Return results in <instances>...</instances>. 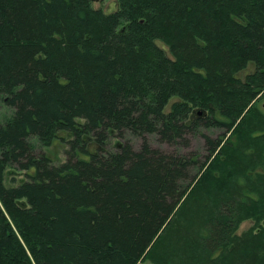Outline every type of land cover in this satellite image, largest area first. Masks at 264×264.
<instances>
[{
  "label": "trees",
  "instance_id": "obj_1",
  "mask_svg": "<svg viewBox=\"0 0 264 264\" xmlns=\"http://www.w3.org/2000/svg\"><path fill=\"white\" fill-rule=\"evenodd\" d=\"M117 1L0 0V264H264V0Z\"/></svg>",
  "mask_w": 264,
  "mask_h": 264
},
{
  "label": "rangeland",
  "instance_id": "obj_2",
  "mask_svg": "<svg viewBox=\"0 0 264 264\" xmlns=\"http://www.w3.org/2000/svg\"><path fill=\"white\" fill-rule=\"evenodd\" d=\"M92 6L94 8H101L105 12H113L118 7L117 0H97L92 1ZM159 45L162 46L165 50L168 51L167 47L164 45L162 41H158ZM254 66L250 65L247 67L243 73L253 71ZM179 99L177 96H173L168 103L166 110H170L171 105L174 101ZM262 110H264V94H260V97L257 101ZM7 108L0 106V120L3 119L5 113H7ZM205 133L211 135L212 138L217 139L218 137H223L222 134L225 132V129L218 127H211L203 129ZM229 135V134H228ZM70 137V134L67 132H59L58 137L54 139L51 145H44L37 137H32L31 142L36 147V155H39L41 152H46V154L51 157V159L56 163L60 164L64 160H66V149L68 148L67 139ZM129 140L134 144L135 148H139L143 142V139L139 136H135L133 134L128 133ZM150 144L154 147H157L165 152L169 153H186L188 156H192L193 158L198 160L199 165H193L192 171L194 173L198 172L200 167L204 166L201 173H203L207 167L210 165L214 156L208 159L209 148L206 143L205 138L202 135H190V144L188 146H183L181 144H171L164 141H161L156 134H149L146 136ZM122 139L117 137H111L108 142L110 148H117L120 143H122ZM91 149H96V144H90ZM211 166V165H210ZM26 171L20 170L16 167H9L7 169L5 183L7 185H15L26 179ZM256 225V221L254 219H247L241 223L239 226L237 233L241 234L243 231L250 229Z\"/></svg>",
  "mask_w": 264,
  "mask_h": 264
},
{
  "label": "water",
  "instance_id": "obj_3",
  "mask_svg": "<svg viewBox=\"0 0 264 264\" xmlns=\"http://www.w3.org/2000/svg\"><path fill=\"white\" fill-rule=\"evenodd\" d=\"M92 1H97V0H92Z\"/></svg>",
  "mask_w": 264,
  "mask_h": 264
}]
</instances>
